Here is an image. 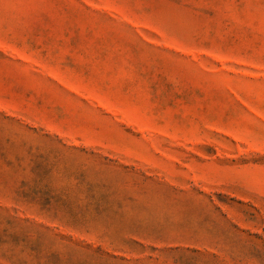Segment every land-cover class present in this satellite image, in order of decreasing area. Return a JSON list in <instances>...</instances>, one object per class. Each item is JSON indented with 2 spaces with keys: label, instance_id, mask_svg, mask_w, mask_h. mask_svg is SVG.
Listing matches in <instances>:
<instances>
[{
  "label": "rangeland",
  "instance_id": "374dc122",
  "mask_svg": "<svg viewBox=\"0 0 264 264\" xmlns=\"http://www.w3.org/2000/svg\"><path fill=\"white\" fill-rule=\"evenodd\" d=\"M0 264H264V0H0Z\"/></svg>",
  "mask_w": 264,
  "mask_h": 264
}]
</instances>
